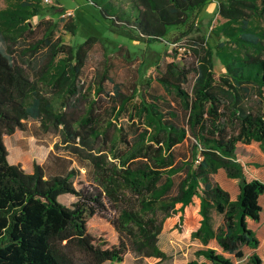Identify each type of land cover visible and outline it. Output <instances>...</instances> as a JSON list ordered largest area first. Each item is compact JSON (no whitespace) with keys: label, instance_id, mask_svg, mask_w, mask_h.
I'll use <instances>...</instances> for the list:
<instances>
[{"label":"trees","instance_id":"16d2710c","mask_svg":"<svg viewBox=\"0 0 264 264\" xmlns=\"http://www.w3.org/2000/svg\"><path fill=\"white\" fill-rule=\"evenodd\" d=\"M211 1L96 3L116 34L173 46L164 70L129 85L108 62L87 81L96 37L75 46L56 36L52 21L31 26L43 14L41 0L0 9V264H111L131 251L160 264L169 256L159 235L172 230L205 246L195 252L203 261L186 264H235L226 253L242 259L245 245L259 246L248 219L260 220L264 181L247 176L237 149L258 142L264 151V0H218L215 44L197 22ZM65 29L76 34L77 26L72 20ZM31 121L67 153H50L53 172L9 158L5 137L29 130ZM221 168L238 180L235 200L213 181ZM64 194L75 201L63 203ZM214 212L222 216L218 226ZM93 215L111 217L117 243L89 231ZM213 239L222 252L207 246ZM247 264L264 259L254 252Z\"/></svg>","mask_w":264,"mask_h":264},{"label":"rangeland","instance_id":"374dc122","mask_svg":"<svg viewBox=\"0 0 264 264\" xmlns=\"http://www.w3.org/2000/svg\"><path fill=\"white\" fill-rule=\"evenodd\" d=\"M107 0H41L43 6V14L33 17L29 22L31 26L43 20H49L57 24L56 36L63 38L66 43L78 45L87 38L94 36L96 40L90 45L86 67L87 81H91L97 70H99L105 62L111 70L112 76L117 81L124 84H131L138 78L155 77L157 74V66L165 69L166 62L171 61L173 46L168 42H156L150 45L146 43L128 39L120 34H116L112 30L113 21L107 17L96 3L106 4ZM15 0H0V9L14 5ZM218 0L209 2L203 10L198 14L197 22L202 26L203 30L208 33L209 41L215 44L217 39L211 34V27L221 21L218 14ZM74 21L77 26L76 34L66 31L65 24ZM43 30L37 31L38 36H42ZM18 46H26L21 40ZM187 61H193V55L184 54ZM217 74L224 71L220 61L216 59ZM154 85L158 82L154 81ZM191 84H188L190 88ZM159 86V85H158ZM159 89L164 92L163 88ZM30 129L27 131H17L14 135L6 136L5 141L9 149V158L13 163H21L25 169L31 170L34 162L45 163L48 172H53L51 164L55 165L53 160L49 158L51 152L65 154L64 151H57L54 144L59 138L53 134H46L36 131L39 122H29ZM260 147V146H259ZM259 147H252L250 150L245 145L241 148V152L259 150ZM261 149V147H260ZM262 152H264L261 149ZM67 155V153H66ZM254 161L258 159L252 156ZM74 164L80 165V162L73 157ZM253 162H249L247 167L253 168ZM258 171L264 176V168ZM86 172V169H82ZM250 172V170H249ZM216 179H220V175H215ZM60 200L71 205L75 201V197L70 194L60 196ZM118 216V212H113V216ZM111 218V217H110ZM108 216L93 215L88 216L89 231L98 238H104L114 244L119 241L120 232L110 221ZM263 224V221L262 223ZM167 228L172 230L173 221L168 219ZM263 227V225L261 226ZM263 232V228L259 230ZM123 236V235H122ZM201 245L197 240L189 239V237L178 233L177 230L164 231L159 235V247L168 254L169 258L160 264H186L187 262L197 259L196 250ZM245 254L249 253V248L245 247ZM202 259V258H198ZM111 264H151L147 259L141 258L134 251L129 252L125 260L120 263ZM240 264H247L244 259Z\"/></svg>","mask_w":264,"mask_h":264},{"label":"crops","instance_id":"0c3cea01","mask_svg":"<svg viewBox=\"0 0 264 264\" xmlns=\"http://www.w3.org/2000/svg\"><path fill=\"white\" fill-rule=\"evenodd\" d=\"M243 145H245L247 147V149L250 150L254 146H256L258 148L260 146V144L258 142H252L250 144L239 143L238 149H237V155H238L239 160L243 164L244 169L246 171V174L249 178H259V179L264 181V176L258 171V169H260L262 167H260V166L257 167L258 164H262V166L264 168V152L261 151L260 147H259V150L255 151L256 154H254V152H251V151L241 152V149H242L241 147ZM252 156H255V158H257L258 160L254 161ZM249 162L254 163L253 164L254 169H251L249 167V165L247 167V164ZM249 170H250V172H249ZM216 174L220 175V179L215 178ZM216 174L213 175V181L219 183L224 189L228 190L231 194V199H233V200L237 199V197L240 193L238 180L234 179V178H230L228 176L226 170L223 168H221ZM260 203L263 207L260 220L254 221L252 219H248L249 227L256 232V234L260 240L259 246L257 248H251V247L245 245L243 247V251H244L245 247H248L249 253L246 255L244 252V257L242 259L235 258L232 254L226 253L225 255L232 258L235 264H240V262H242L244 259H247V262H248L249 256L254 252L258 253L264 259V194H262L260 197ZM213 217L215 220V225L216 226L220 225V223L222 221V216L219 215L218 213L214 212ZM262 221H263V224H261ZM262 225H263V227H261ZM262 228H263V232L260 233L259 230ZM196 240L201 242L198 239H196ZM207 246L216 248L219 252H222V249L218 245L216 239L211 240ZM202 247H205V246L201 242V245L199 246V248H202ZM199 248H197V250ZM203 260L204 259L202 258L200 261H203Z\"/></svg>","mask_w":264,"mask_h":264},{"label":"built area","instance_id":"2783aa9c","mask_svg":"<svg viewBox=\"0 0 264 264\" xmlns=\"http://www.w3.org/2000/svg\"><path fill=\"white\" fill-rule=\"evenodd\" d=\"M179 49L183 51V50H185V47H180Z\"/></svg>","mask_w":264,"mask_h":264}]
</instances>
